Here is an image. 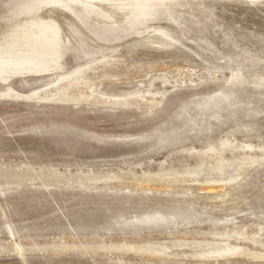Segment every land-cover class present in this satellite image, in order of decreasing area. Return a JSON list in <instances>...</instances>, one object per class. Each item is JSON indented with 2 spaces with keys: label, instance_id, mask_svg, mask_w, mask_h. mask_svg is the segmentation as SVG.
Returning a JSON list of instances; mask_svg holds the SVG:
<instances>
[{
  "label": "rangeland",
  "instance_id": "obj_1",
  "mask_svg": "<svg viewBox=\"0 0 264 264\" xmlns=\"http://www.w3.org/2000/svg\"><path fill=\"white\" fill-rule=\"evenodd\" d=\"M187 1L110 44L81 27L107 49L65 94L0 81V264H264V0Z\"/></svg>",
  "mask_w": 264,
  "mask_h": 264
},
{
  "label": "bare ground",
  "instance_id": "obj_2",
  "mask_svg": "<svg viewBox=\"0 0 264 264\" xmlns=\"http://www.w3.org/2000/svg\"><path fill=\"white\" fill-rule=\"evenodd\" d=\"M188 4L191 3L187 0H19L14 2L9 6L10 13L6 16L11 23L13 22V27L8 28V33L0 39V81H6L14 75L52 73L54 77L47 84L57 85L66 79L65 84L56 88L57 92L65 94V90L73 82L85 79V72L91 67L90 61L94 59L95 54L100 53V57L104 58V50L107 49L104 44L97 48L90 46L81 27L91 34V38L110 44L132 32H143L149 28V21L156 20L164 14L172 17V14H177L180 8ZM44 5H58L71 13L73 20L65 24L70 30L69 35L67 32H64L67 35H63L62 21L60 24L57 18L38 15V11ZM173 21L177 20L173 19ZM153 31L154 37L161 45L169 46L177 42L166 27H154ZM72 40H75L76 46L73 45ZM108 48L114 50L112 47ZM70 51L75 52L73 55L75 60L85 58L86 61L70 70L58 72L65 69L64 57ZM12 93L13 88L10 85L1 91L3 95H12ZM13 95H16L15 92ZM63 97L65 96L53 98Z\"/></svg>",
  "mask_w": 264,
  "mask_h": 264
}]
</instances>
